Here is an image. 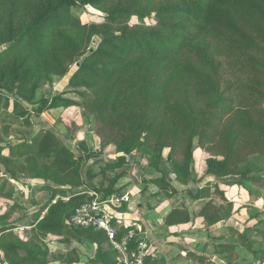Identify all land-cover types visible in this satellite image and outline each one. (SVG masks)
Here are the masks:
<instances>
[{
    "label": "trees",
    "instance_id": "16d2710c",
    "mask_svg": "<svg viewBox=\"0 0 264 264\" xmlns=\"http://www.w3.org/2000/svg\"><path fill=\"white\" fill-rule=\"evenodd\" d=\"M5 6L9 7L8 19L21 17V22L14 40L0 52V86L9 81L18 94L30 91L32 96L42 81L67 73L85 54L92 37L100 35L96 49L89 50L70 81L89 90L88 110L100 134L111 131L116 153L130 154L142 144L140 135L146 134L147 139L155 130L164 141L165 137L172 142L185 139L187 166L192 160V139L197 137L202 148L213 145L221 130L218 143L224 158L208 160L207 167L210 174L223 176L236 169L237 151L248 140L264 150V0H0V9ZM84 6L103 11L104 22L81 24L73 10ZM133 16L146 19V26L130 29L128 21ZM227 72L236 78L224 81ZM201 101H206L210 110L196 114L195 106ZM74 106L72 100L57 95L41 103L37 111ZM1 107L7 108L8 100L0 94ZM24 122L29 119L24 118ZM99 138L104 147L103 136ZM5 151L9 159L31 155L28 167L35 173L42 168L46 174L35 177L59 186L78 183L79 161L48 131L38 136L35 147L0 143L2 162L10 163L2 155ZM161 153L162 147L157 150V158ZM37 158L45 163L40 165ZM3 173L15 179L16 172L8 165H4ZM58 173L76 175V180L69 177L66 182H58ZM151 182L158 185L161 180ZM6 183L0 182V191ZM64 191L54 190L52 198ZM12 195L11 189L6 190L7 199ZM74 198L69 212L54 214L51 207L40 219L43 206L33 215L34 239L62 234L65 221L86 199L84 195ZM204 198L205 188L193 196L194 200ZM208 209L209 202L199 215L206 217ZM188 218V209L181 205L172 208L162 222L173 226ZM7 229L0 227V234ZM119 229L117 238L129 228ZM71 230L96 245L90 263H118L102 232ZM16 242V246L0 244V252L10 264H44L29 243ZM104 243L109 249L103 247ZM22 248L27 251L24 256L20 255ZM187 256L199 264L204 261L193 253ZM78 262L74 259L68 264Z\"/></svg>",
    "mask_w": 264,
    "mask_h": 264
},
{
    "label": "rangeland",
    "instance_id": "374dc122",
    "mask_svg": "<svg viewBox=\"0 0 264 264\" xmlns=\"http://www.w3.org/2000/svg\"><path fill=\"white\" fill-rule=\"evenodd\" d=\"M8 14V6L0 9V52L14 40L21 22V17L9 20ZM73 14L83 25H101L105 17L103 11L91 6L75 8ZM128 22L130 29L144 28L147 23L146 19L136 16ZM99 42L100 35L93 36L85 54L76 59L67 73L42 81L32 96L30 91L18 94L9 81L0 86V94L8 100V107L0 108L1 145L26 143L35 147L38 136L48 131L72 152L80 165L78 183L59 186L35 177L45 173L42 168L35 173L28 167L26 162L31 155L9 159L8 152H3L10 163L2 162L4 159L0 157V182L8 181L0 191V227L9 229L0 234V244L29 243L38 261L44 264H68L74 259L79 262L73 264H92L89 259L94 257L96 245L74 234L69 226H65L60 236L35 239L32 229L33 215L43 206L41 218L51 207L54 214L69 212L70 204L76 201L74 197L79 195L77 192L85 190L100 196L108 192L127 196L121 209L123 218L136 232V239L145 242L147 264H199L190 260L188 253L203 257L201 264H264V150L248 140L237 151L236 169L223 176L210 174L207 167L208 160L224 158L218 143L221 130L215 135L213 145L202 148L197 137L192 139V160L187 166L185 139L172 142L165 137L164 141L155 130L147 139L146 134L140 135L142 144L130 154L116 153V146L110 141L111 131L107 129L100 134L88 110L89 90L77 81H70L89 50L96 49ZM235 78L227 72L223 80L230 82ZM57 95L72 100L75 106L37 111L41 103ZM209 110L206 101L195 106L196 114ZM20 112L26 113L22 116ZM24 118L29 119L27 124ZM100 135L104 138V147L100 146ZM161 147L162 153L157 158ZM120 157L123 161L118 162ZM36 160L40 165L45 163V160ZM4 165L16 172L15 179L4 175ZM69 177L70 174L66 177L58 173L56 180L66 182ZM70 178L75 181L76 175ZM155 179L161 182L154 185L151 181ZM58 188H63L64 193L52 198V192ZM201 188H205V198L194 200V194ZM10 189L13 195L7 199L6 190ZM207 202L209 209L206 217H202L199 214ZM181 205L188 209L187 222L170 227L161 222L170 209ZM103 247L109 249L105 243ZM26 252L22 248L20 255ZM0 264H10L1 252Z\"/></svg>",
    "mask_w": 264,
    "mask_h": 264
},
{
    "label": "built area",
    "instance_id": "2783aa9c",
    "mask_svg": "<svg viewBox=\"0 0 264 264\" xmlns=\"http://www.w3.org/2000/svg\"><path fill=\"white\" fill-rule=\"evenodd\" d=\"M86 199L77 207L65 221L70 228H91L102 232L110 246L116 253L119 264H147V248L143 240L136 239V232L130 224L125 222L122 207L127 202V196L111 194L108 197L100 196L97 192H81ZM129 228L119 238V228ZM141 231L140 227L136 228Z\"/></svg>",
    "mask_w": 264,
    "mask_h": 264
},
{
    "label": "crops",
    "instance_id": "0c3cea01",
    "mask_svg": "<svg viewBox=\"0 0 264 264\" xmlns=\"http://www.w3.org/2000/svg\"><path fill=\"white\" fill-rule=\"evenodd\" d=\"M171 210V209H170ZM167 214V213H166ZM40 219H41V217H40ZM162 222V221H161ZM163 223V222H162ZM174 226V225H173ZM170 227V226H169Z\"/></svg>",
    "mask_w": 264,
    "mask_h": 264
}]
</instances>
